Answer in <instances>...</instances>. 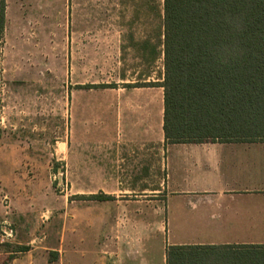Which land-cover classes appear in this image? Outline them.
I'll list each match as a JSON object with an SVG mask.
<instances>
[{"label": "crops", "instance_id": "1", "mask_svg": "<svg viewBox=\"0 0 264 264\" xmlns=\"http://www.w3.org/2000/svg\"><path fill=\"white\" fill-rule=\"evenodd\" d=\"M74 10L61 49L71 112L63 175L76 196L66 205L106 233H50L45 224L37 234L39 222L14 218L0 264H166L170 246L215 244L200 237L235 229L257 237L264 231V142H168L161 32L157 46L138 32L141 24L82 20ZM101 56L110 81L97 80ZM145 62L153 63L147 73ZM9 207L1 198L0 221L10 219Z\"/></svg>", "mask_w": 264, "mask_h": 264}, {"label": "rangeland", "instance_id": "2", "mask_svg": "<svg viewBox=\"0 0 264 264\" xmlns=\"http://www.w3.org/2000/svg\"><path fill=\"white\" fill-rule=\"evenodd\" d=\"M4 1L0 30V200L6 195L10 206L4 216H10L13 225L14 218L39 222L42 227L37 234L43 232L45 224V232L66 229L92 234V226L81 217H73L66 205L67 198L76 196L69 195L64 184L62 164L71 113L62 76L63 28L74 8L79 9L74 10L78 12L75 16L82 20L141 24L138 32L154 38L158 46L163 0ZM102 60L103 56L100 71ZM152 67L153 63L145 62L143 72ZM100 73L97 80L110 81V70ZM95 232L106 233L103 228ZM224 233V237L197 239L213 242L215 247L189 253L185 264H253L258 256L225 245L264 244V231L257 237L243 236L242 229ZM167 240L174 239L168 235Z\"/></svg>", "mask_w": 264, "mask_h": 264}, {"label": "trees", "instance_id": "3", "mask_svg": "<svg viewBox=\"0 0 264 264\" xmlns=\"http://www.w3.org/2000/svg\"><path fill=\"white\" fill-rule=\"evenodd\" d=\"M162 9L168 142H264V0H163ZM3 13L0 0V30ZM214 247L170 246L166 264H185L189 253ZM225 247L264 264V244Z\"/></svg>", "mask_w": 264, "mask_h": 264}, {"label": "built area", "instance_id": "4", "mask_svg": "<svg viewBox=\"0 0 264 264\" xmlns=\"http://www.w3.org/2000/svg\"><path fill=\"white\" fill-rule=\"evenodd\" d=\"M3 204L6 209H8V197H3ZM15 237V231L12 223L5 219L0 221V246L10 242Z\"/></svg>", "mask_w": 264, "mask_h": 264}]
</instances>
